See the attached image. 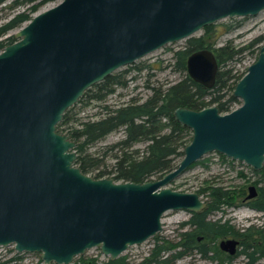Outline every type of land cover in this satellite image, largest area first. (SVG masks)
<instances>
[{
	"label": "water",
	"instance_id": "95a60500",
	"mask_svg": "<svg viewBox=\"0 0 264 264\" xmlns=\"http://www.w3.org/2000/svg\"><path fill=\"white\" fill-rule=\"evenodd\" d=\"M263 10L264 0H61L25 22L0 51V245L40 252L44 264H70L93 247L115 260L162 230L167 211L207 207L199 192L167 186L205 155L219 152L262 169L264 44L234 87L239 106L175 109L192 139L159 178L85 173L75 164L76 141L57 125L89 87L122 66L205 25ZM187 68L214 86L219 63L212 49L193 51ZM249 191L248 198L258 194L255 185ZM239 244L220 241L231 255Z\"/></svg>",
	"mask_w": 264,
	"mask_h": 264
},
{
	"label": "trees",
	"instance_id": "16d2710c",
	"mask_svg": "<svg viewBox=\"0 0 264 264\" xmlns=\"http://www.w3.org/2000/svg\"><path fill=\"white\" fill-rule=\"evenodd\" d=\"M5 1L7 0H0V4ZM45 1L49 0H42L41 3ZM38 4L17 13L0 25V37L10 29L21 26L31 19L38 9ZM216 24L218 23L205 25L202 29L203 33L188 37L184 47L174 50L172 67L182 74L178 81L168 82L166 86L148 83L147 86L151 88L152 93L147 98L142 100L139 96H131L129 100L116 106L105 103L99 117H91L76 123L79 120L78 111L75 110L77 105L87 104L92 100L105 101L107 96L115 91L116 86L128 84L125 74L128 69L120 73L113 72L104 80L89 87L79 101L65 111L57 128L61 132L71 134L76 141L75 164L82 171L97 178L112 177L116 181L143 182L154 176H162L177 166V158H183L184 149L192 139V130L177 120L174 115L177 107L186 106L199 110L217 105L221 112H228L241 104V99L233 95V90L237 81L246 72H240L236 61L245 51L249 49L254 51V46H257L264 36L261 34L243 46L235 45L232 38L216 45V40L212 39L217 32ZM224 25L228 31H232L240 27L241 21L231 17L230 21L225 22ZM15 40L17 38L14 35L0 39V51ZM260 46L258 45L259 48ZM201 48L212 49L219 63L216 82L212 88L194 80L188 73V56ZM132 66L142 69L147 65ZM115 130H123V137L107 144L101 154L89 152L91 145ZM139 141L147 142L142 153L141 149L135 147ZM108 153L115 158L110 170L101 168L104 166V157ZM221 156L226 158L222 153ZM201 161L202 159L198 160L190 167ZM255 173L260 176L257 181L260 183L259 192L256 197L249 200L248 205L261 212L260 223L236 228L229 218H211L212 213L218 210L225 212L224 206H231L234 202L227 189L213 186L210 188L207 207L201 212H192L191 217L182 222L184 227H188L181 232L178 240L156 235L155 244L141 262L131 263L126 256H121L115 260L109 259L106 264H174L177 259L191 254L213 259L215 255L212 254V250L216 247L212 246V242L222 236H234L240 239L237 253L228 254V259L244 254L247 259L245 264H254L264 258V166L260 170H255ZM205 190L203 188L198 192L203 193ZM21 258L19 254L5 259L0 257V264H24ZM79 261L85 264L96 262L95 259H87L83 254L79 256ZM41 262H43L42 259Z\"/></svg>",
	"mask_w": 264,
	"mask_h": 264
},
{
	"label": "rangeland",
	"instance_id": "374dc122",
	"mask_svg": "<svg viewBox=\"0 0 264 264\" xmlns=\"http://www.w3.org/2000/svg\"><path fill=\"white\" fill-rule=\"evenodd\" d=\"M41 1L42 0L5 1L0 4V25L10 20L17 13L29 9L32 5H37L39 3L38 9L33 13L34 15L39 11L57 4L61 0H49L42 3ZM236 18L241 21V25L232 31H228L224 25L225 22L230 21L229 17L217 21V32L212 37V39L216 40V45H220L227 39L232 38L235 45L243 46L248 44L255 37L264 34V10L255 16H237ZM21 26L10 29L6 34L1 36L0 39L15 35ZM201 33H203V30L198 31L195 34L197 35ZM186 43L187 38L168 43L165 46L139 58L133 64L122 66L116 70V73H120L128 69L125 72L128 84L126 86H116L115 91L110 93L105 101L92 100L90 103H80L77 105L75 110L78 111L79 120L76 123L91 117H99L100 113L103 111V105L105 103L116 106L129 100L131 96H139L142 100L147 98V96L152 93L151 88L147 86L148 83L156 86H166L168 82L173 83L178 81L182 74L179 71L174 70L172 67L174 63L173 53L175 49L184 47ZM263 44L264 39L258 45L262 46ZM258 45L254 46V51H251L250 49L245 51L242 57L236 61V66L240 72H246L248 66L257 59V53L260 49ZM131 65L147 66L142 69H138L137 66L131 67ZM237 106H239V104L236 105V107ZM76 123L75 125H78ZM123 134V130L112 131L105 138L91 145L88 150L93 154H101L107 144L122 138ZM146 144L147 142L139 141L136 143L135 147L141 149L142 153L146 148ZM225 157L226 158H223L219 152H211L201 158V162L190 167L178 178L168 183L167 186L180 191L194 192H198L204 188L206 190L200 194L206 202L209 200L211 187L215 186L227 189L233 198V204L231 206H224L226 208L225 212H223V210H218L212 213L210 217H222L223 219L229 218L236 228H242L243 226L251 225L252 223H260L262 221V218H260L261 212L248 205L249 200L252 198L247 197L250 192V185H255L259 192L260 183L257 181L260 176L255 173V170L250 165L227 156ZM180 159L181 158L179 157L177 158L176 165H178ZM114 161L115 158L113 155L108 153L104 157V166H101V168L105 167L108 170L112 169ZM159 177L161 176H154L153 178ZM261 184L263 183L261 182ZM190 217L191 212L186 210L167 211L162 218L163 229L157 232L156 235L161 238L165 237L170 240H178L181 232L186 230L188 227H184L182 222L188 220ZM156 235L151 236L140 244L129 246L120 254L119 257L126 256V259L131 263L141 262L149 254L151 248L155 244ZM229 237L234 236H222L213 240L212 246L216 247V249L212 250V254L215 255V258L213 259L202 258L199 254H191L177 259L174 264H245L247 259L244 257V254H238L235 258L228 259L229 252L221 249L220 241ZM234 238L238 239L237 237ZM17 254L22 256L20 260L24 264H44V262H41L42 258L40 252H18L13 244L8 246L0 245L1 258L5 259ZM83 255L87 259H95V264H106V262L110 259V255L104 254L100 247L90 248ZM79 256L80 255L75 256L70 264H85L84 262L79 261ZM254 264H264V258L259 259Z\"/></svg>",
	"mask_w": 264,
	"mask_h": 264
},
{
	"label": "flooded vegetation",
	"instance_id": "af4514ba",
	"mask_svg": "<svg viewBox=\"0 0 264 264\" xmlns=\"http://www.w3.org/2000/svg\"><path fill=\"white\" fill-rule=\"evenodd\" d=\"M240 105V104H239ZM234 109V108H233ZM201 212V211H200ZM191 214H192V212H191Z\"/></svg>",
	"mask_w": 264,
	"mask_h": 264
}]
</instances>
